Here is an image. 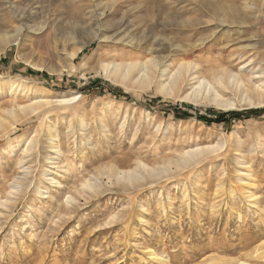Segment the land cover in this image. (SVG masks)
<instances>
[{
  "label": "rangeland",
  "instance_id": "rangeland-1",
  "mask_svg": "<svg viewBox=\"0 0 264 264\" xmlns=\"http://www.w3.org/2000/svg\"><path fill=\"white\" fill-rule=\"evenodd\" d=\"M27 1L1 0L0 9ZM99 1L44 4L45 27L33 33V42L26 40V31L21 49L13 45L0 52V111L37 95L81 94L46 116L29 115L0 139V264H207L210 258L214 264H264V90H227L224 100L237 102L227 110L209 98H184V90H161L160 76L146 79L141 66L146 54L116 40L86 46L72 74L35 68L43 61L61 67L75 37H87L94 27L115 28L123 21L127 29L119 37L129 31L135 38L163 35L181 44L207 37L216 27H188L196 19L215 18L199 0H134L138 14L128 3L90 27L86 15L100 9ZM218 1L240 5L234 20L247 17V23L241 29L238 23L223 25L191 59L205 69L218 65L243 75L255 72L264 82V19H255L264 0ZM4 13L0 22L9 29L18 26L12 13ZM258 33L262 42L246 46L247 37ZM228 40L234 43L221 46ZM27 52L33 54L25 59ZM100 53L124 64L117 72L104 69ZM181 59L174 55L171 68ZM183 112L189 115L177 117ZM221 112L240 115L214 122ZM26 139L37 150L20 163ZM222 140L223 150H210ZM199 148L204 153L194 164L174 163L181 153ZM45 171L55 180H46ZM21 172L26 183L12 192ZM87 180L99 184L84 186ZM149 249L166 260L152 259Z\"/></svg>",
  "mask_w": 264,
  "mask_h": 264
},
{
  "label": "bare ground",
  "instance_id": "bare-ground-1",
  "mask_svg": "<svg viewBox=\"0 0 264 264\" xmlns=\"http://www.w3.org/2000/svg\"><path fill=\"white\" fill-rule=\"evenodd\" d=\"M54 1H56V0H35L34 2L32 0H28L24 5L18 6L15 4V8H13V10H10V11H7V9H8L7 6L4 8H1L0 14H5L4 12L12 13L14 16V19L17 20L19 24H18V26H15V27L13 26V28L9 29L2 22H0V52L4 51L8 46L18 45V47H19V45L22 41V37H24L23 36L24 32H26V31L28 32V34L26 35V40L28 42H33V40H32L33 39V33L34 32H36V33L41 32L45 27V22L40 21V18H42V17H43L42 19H45V16H44V12H45L44 10L45 9L44 8L46 7V5H44V4H46V3L52 4ZM183 1H185V0H173L172 2L176 4V3L183 2ZM247 1L248 0H245L246 3H247ZM99 2H100L99 3L100 6H101L100 9L98 7L97 10H95V9L89 10V12H88L89 14L86 15L90 19L89 20L90 21V27L95 26L97 23H98L97 25H99V23H100L99 20L103 19L106 16L108 11L115 12L121 6L126 5L128 3L134 5L133 8L129 7L130 8L129 10H134L138 5H140L136 2H134V0H100ZM199 3L201 5V8H203L208 13V15L210 13V15L212 14V16H215V18L214 19H212V18L211 19H209V18L203 19V17H202V18H199V19H196L195 21H193V24L189 25L188 27H198L199 28L201 26L210 27V26L216 25V27L214 29H211L212 31L209 30L211 33L209 35H207V37L201 36V37L195 39L194 41L189 39L188 41H186L183 44L175 43L172 40L173 38L172 39L170 38L168 40L163 35H157L154 37V39H151L149 37L150 39H147V40L144 39V37L135 38V37H133V35H131V33L129 31H128V33L125 34V37L124 36L119 37V35H122V33H125V30L127 29L126 26L123 27V24H122L123 21H122L121 25H119L115 28L108 27V26L103 27V28L94 27V28H90L91 30L87 34L88 35L87 37H85V36L84 37L82 36L81 38L75 37V39H77V40L73 43L72 48L68 51L66 58L65 57H64L65 59L63 58L65 61H64L63 65H61V67L55 68L54 66H50L46 63H43V62H45V61H43V62H40L39 64L35 63V68H37L39 70L47 69L53 73L55 71H58V72L60 71L61 73L67 72L69 74H72L78 70L79 66L77 65L76 60L79 57L80 53L85 49L86 46L92 44L95 41H99L101 44H103L104 42H108V41L114 42L115 40L119 41V42H126L127 45L134 47V48H137L146 54L145 57L147 59L145 61H141V66H144L143 70L145 72L146 79H150V74H152V75L156 74V76L157 75L160 76V78L162 79L161 90H164L167 92H170L171 90H178V91L184 90L183 93L188 92L184 96V98H190L191 97V99H192V97H195V96L199 97L200 96L201 98L204 97V98H209L210 100L216 101L222 108H224L226 110L227 109H234L237 107V102L233 101L232 99L224 100L223 93L229 89L232 91H237V92L239 91V92H241V94H244L245 91L247 93H251L253 91H257V92L263 91L264 90V82L262 79H260L262 75L259 76L255 72H252V74H250V75H247V74L243 75L239 72H234L232 69H230L228 67H225V66L219 67L218 65H210L209 68L205 69V68H202L199 63L192 60L191 57H192L193 51L197 50L200 47L205 46V44L208 41H210L217 34L220 27H222L223 25H227V24L233 26L235 23H238L239 28L241 29L242 27L240 25H243V24L246 25L247 17H245L243 20H241L239 22H236L234 20V18L237 17L236 15L238 14L240 5L237 6L233 1L232 2H230V1L220 2L218 0H199ZM139 11H140V9H139ZM134 12H136V9L134 10ZM172 15H169V16H172ZM258 17H261L264 19V11L263 10H261V9L257 10V13L255 14V19ZM5 20H7V19L5 18ZM188 21L189 20L187 18V22ZM161 23H159L158 25H161ZM250 25H252V24H250ZM260 38H261V35L259 33L252 35L250 37H247V39L250 42L246 46L251 47V48H256L262 42V38L261 39ZM222 43L223 42L220 43L221 46H228L229 47L234 42H233V40H228V41H226V43H224V44H222ZM55 45H56V43H55ZM30 46H32V45H30ZM241 47H243V46H241ZM30 54H33V52H30V53L27 52V54H25L27 56H25L24 58L26 59V57H28ZM106 54H108V53H106ZM106 54H103V55H101V53H100V55L98 54L100 58L99 57H97V58H99L98 61L101 64V66L104 69H112L113 71H116V72L119 71L124 63L117 61V60H112V59L111 60H108L106 58L103 59L104 57H108V56H105ZM176 54L183 55V59H181L179 62H177L174 68L173 67L171 68V63H172L171 60H172L173 56ZM220 61L223 62L222 60H220ZM221 65H223V64H221ZM131 67H127L125 73L129 72ZM84 68H86V67L84 66ZM207 73L208 74L210 73L212 75L211 80L208 79V77L206 75ZM255 77L258 79L253 84L247 85L246 81H251ZM21 78H23L26 82H33V81H30L26 77L21 76ZM186 87H187V89L185 90ZM80 97H81V94H79V93H75L73 95L64 94V95H62V98H56L55 96L49 97L46 95H37V97H35V99H32L30 101V103L23 104V102H22L13 108L3 109L2 111H0L1 112L0 113V139L2 140V138L8 137L11 133L10 128L14 127V125H16L17 123H19L25 119H28L29 115H31V114L32 115H41L42 114V115L46 116L50 112H52L53 109H55L56 107H61L62 105H65V104H71V103L77 102ZM243 97H244V95H243ZM243 99L249 101L250 103H254L253 98L245 97ZM8 117L12 118V122H9V121H8V123L6 122ZM32 118H33V116H32ZM221 139H223V137L220 138L219 140H221ZM25 143H27V145L25 147L26 150H25L24 154H22L23 156L19 157L20 163H23L24 159H26L27 156L30 157V155H32V153L30 151H32L35 148V146L32 145L31 140L26 139ZM55 144L56 143H54L52 145V147H54ZM225 146H226V143H225V141L222 140V142H218L215 146H210L209 148H210V150L217 152L219 150H223V148ZM34 150L36 151L37 149H34ZM28 152L31 154L28 155L29 154ZM203 153H204V150L202 148L185 151V152L181 153L180 158L178 160L174 159V163L179 165V166H181V165H184V166L185 165H192L198 160V158H200L202 156ZM195 165H197V164H195ZM147 170H149V169H147ZM152 171H154V170H152ZM148 172H150V171H148ZM158 173L156 172V174H158ZM52 174H54V173H52ZM21 175H22V172H21ZM25 175L26 174L22 175V177H20V176L17 177L16 180L18 182L17 183L14 182V184H12V187H13L12 192H14V190L18 191L22 188V186L20 188L17 185L26 183L25 182V180H26ZM44 175L46 177V180H55L54 178L51 177L52 175L49 172L45 171ZM119 175H120L119 172H116L115 176L117 178L119 177ZM124 175L125 176L127 175L129 178H133L134 172L133 171H126V172H124ZM27 176H28V174H27ZM109 177H111V176H109ZM97 181H94V182H97ZM98 184L99 183H97L96 185H98ZM83 185L90 187V188H94L96 186L95 183H92L91 181H88V180L85 181ZM26 186H27V184H26ZM40 188L41 187L37 188L36 190H38L39 194H43V192ZM12 197H14V196H12ZM71 197L73 198V196H71ZM10 199H9V201H10ZM11 202H14V201H11ZM69 202H71V201H68V203ZM73 202H74V200H73ZM149 254H150L151 258L155 259V260L160 259L163 261L165 259L163 257L158 256L155 250H150ZM214 260L215 259H213V258L207 259V264L216 263L217 260H215V262H214ZM237 264H252V263H250L246 260H243L239 263L237 262Z\"/></svg>",
  "mask_w": 264,
  "mask_h": 264
},
{
  "label": "trees",
  "instance_id": "trees-1",
  "mask_svg": "<svg viewBox=\"0 0 264 264\" xmlns=\"http://www.w3.org/2000/svg\"><path fill=\"white\" fill-rule=\"evenodd\" d=\"M258 111H263V110H248L246 113L253 114V113H258ZM227 114H230L232 116V118H238V116L240 115L239 113H236V112H230V113L221 112V113H219V117L217 118V120H215L214 122L219 123L221 121H225L226 120L225 117ZM176 115H178L177 117H179V116L180 117H187V115H189V114L187 112H183V113L176 114ZM205 121L212 122L213 120L206 119Z\"/></svg>",
  "mask_w": 264,
  "mask_h": 264
}]
</instances>
